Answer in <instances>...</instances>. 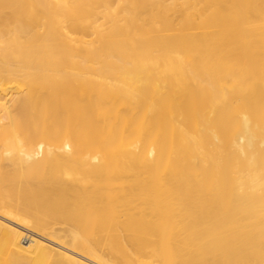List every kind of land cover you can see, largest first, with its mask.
<instances>
[{
	"label": "bare ground",
	"instance_id": "6f19581e",
	"mask_svg": "<svg viewBox=\"0 0 264 264\" xmlns=\"http://www.w3.org/2000/svg\"><path fill=\"white\" fill-rule=\"evenodd\" d=\"M0 264H264V0H0Z\"/></svg>",
	"mask_w": 264,
	"mask_h": 264
},
{
	"label": "rangeland",
	"instance_id": "374dc122",
	"mask_svg": "<svg viewBox=\"0 0 264 264\" xmlns=\"http://www.w3.org/2000/svg\"><path fill=\"white\" fill-rule=\"evenodd\" d=\"M26 233H28V235H31V234H32L31 232H27V231H26ZM30 233H31V234H30Z\"/></svg>",
	"mask_w": 264,
	"mask_h": 264
}]
</instances>
